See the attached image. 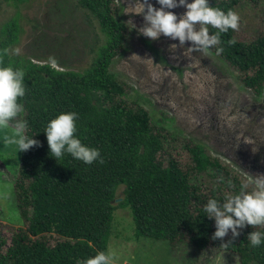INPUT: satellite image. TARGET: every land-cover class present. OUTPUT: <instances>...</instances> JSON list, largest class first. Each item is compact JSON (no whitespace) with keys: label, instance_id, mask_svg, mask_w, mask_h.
Wrapping results in <instances>:
<instances>
[{"label":"trees","instance_id":"16d2710c","mask_svg":"<svg viewBox=\"0 0 264 264\" xmlns=\"http://www.w3.org/2000/svg\"><path fill=\"white\" fill-rule=\"evenodd\" d=\"M244 1L208 0V4L237 13ZM78 6L91 13L104 35L83 73L58 71L46 64L21 65L3 51L17 39L16 22L1 30L0 65L25 73L26 93L20 101L22 118L28 122L25 134L34 135L39 146L20 153L13 192L22 226L12 230L0 225V264H77L105 251L116 208L112 202L120 185L124 197L118 208L130 210L136 238L171 247L185 242L197 252L218 248L237 255L239 264H264V244L252 247L247 241L250 232H264V226L245 225L234 238L231 231L213 238L214 221L203 210L209 198L223 201L241 188L246 191L242 179L202 146L180 139L153 120L109 72L111 60L127 48L129 36L113 0H78ZM216 31L209 26L210 34ZM234 32L221 34L219 55L215 47L209 51L234 68L241 84L259 96L264 89V27L259 30L257 25L247 41ZM229 39L235 43L229 45ZM68 111L78 114L75 135L98 148L102 162L84 164L68 154L55 160L49 154L44 127ZM178 145L183 160L179 152L178 157L173 155ZM2 230H12L7 239Z\"/></svg>","mask_w":264,"mask_h":264},{"label":"rangeland","instance_id":"374dc122","mask_svg":"<svg viewBox=\"0 0 264 264\" xmlns=\"http://www.w3.org/2000/svg\"><path fill=\"white\" fill-rule=\"evenodd\" d=\"M150 2L159 7L155 0ZM113 5L129 36L127 48L111 60L109 72L153 120L180 139L202 146L242 179L246 191H253L256 178L264 176V89L254 95L241 84L239 73L210 51L189 53V41L181 46L163 35L155 41L139 35L143 17L121 14L129 0H113ZM169 11L179 17L185 9ZM237 13L240 21L234 34L239 40L251 39L257 25L259 30L264 27V0H245ZM129 19L136 26L132 30L126 24ZM10 21L16 22L17 39L7 53L21 65L46 64L58 71L83 73L104 43L97 20L78 6V0H0V41L1 30ZM8 134L0 129V225L12 229L22 226L13 192L21 151L16 153L5 142ZM179 146L174 157L181 153ZM123 188L115 191L106 249L115 253V264H239L237 255L218 248L197 252L185 242L171 247L136 238L130 210L118 208ZM12 230H2L1 236L7 239Z\"/></svg>","mask_w":264,"mask_h":264},{"label":"clouds","instance_id":"9594fccd","mask_svg":"<svg viewBox=\"0 0 264 264\" xmlns=\"http://www.w3.org/2000/svg\"><path fill=\"white\" fill-rule=\"evenodd\" d=\"M155 3L159 7H154L150 0H129V6L122 7L121 14L142 16L143 26L137 32L150 40L155 41L163 35L178 40L181 46L185 41L191 42L192 46L186 48L189 53L196 50L207 53L215 47L216 54L219 55L223 47L216 46L221 44V34L239 28L240 17L235 11L209 6L208 0H155ZM177 7L185 9L179 17L169 11ZM126 24L131 26L130 30L136 27L131 19ZM209 26L217 31L210 34ZM227 43L231 45L235 41L229 39ZM3 51L7 53L9 50L4 48ZM16 51L18 50L13 49L14 53ZM24 77L22 69L0 65V129L8 130L5 142L13 145L16 153L39 146V142L32 138L34 135L25 134L28 122L22 118L24 106L20 102L26 93ZM77 119L76 112L68 111L47 121L43 133L49 154L55 160L68 154L84 164L102 162L100 150L82 143L75 135ZM254 183L253 191L241 188L223 201L209 198L203 205L206 216L214 221L213 238H222L229 231L234 238L239 235L238 229L245 225L264 226V176L257 177ZM247 241L252 247L261 246L264 244V232H250ZM115 260V253L105 250L97 251L95 255L78 261L77 264H115Z\"/></svg>","mask_w":264,"mask_h":264}]
</instances>
